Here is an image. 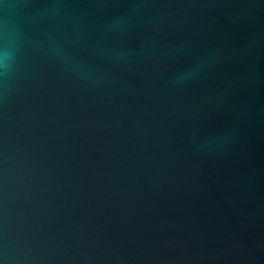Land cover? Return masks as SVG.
Masks as SVG:
<instances>
[{
  "label": "water",
  "instance_id": "water-1",
  "mask_svg": "<svg viewBox=\"0 0 264 264\" xmlns=\"http://www.w3.org/2000/svg\"><path fill=\"white\" fill-rule=\"evenodd\" d=\"M29 2L0 262L264 264V0Z\"/></svg>",
  "mask_w": 264,
  "mask_h": 264
},
{
  "label": "clouds",
  "instance_id": "clouds-1",
  "mask_svg": "<svg viewBox=\"0 0 264 264\" xmlns=\"http://www.w3.org/2000/svg\"><path fill=\"white\" fill-rule=\"evenodd\" d=\"M59 3L32 4L29 0H0V85L10 86L19 75L33 31L40 27L45 34L59 17ZM51 51L60 49L49 36ZM2 264V262H0Z\"/></svg>",
  "mask_w": 264,
  "mask_h": 264
}]
</instances>
